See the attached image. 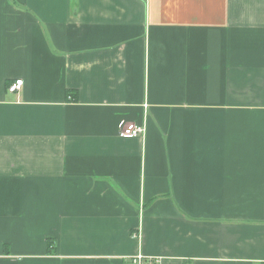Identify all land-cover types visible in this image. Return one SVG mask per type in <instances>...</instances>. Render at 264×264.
<instances>
[{
    "label": "crops",
    "instance_id": "obj_1",
    "mask_svg": "<svg viewBox=\"0 0 264 264\" xmlns=\"http://www.w3.org/2000/svg\"><path fill=\"white\" fill-rule=\"evenodd\" d=\"M139 254L264 264V0H0V264Z\"/></svg>",
    "mask_w": 264,
    "mask_h": 264
},
{
    "label": "built area",
    "instance_id": "obj_2",
    "mask_svg": "<svg viewBox=\"0 0 264 264\" xmlns=\"http://www.w3.org/2000/svg\"><path fill=\"white\" fill-rule=\"evenodd\" d=\"M22 83L23 80H16L8 86V90L10 92H16L19 90ZM118 130L122 137H134L141 134L144 129L142 126L135 123L123 121L118 125ZM131 264H164V260L162 257H147L143 254H139L131 259Z\"/></svg>",
    "mask_w": 264,
    "mask_h": 264
}]
</instances>
